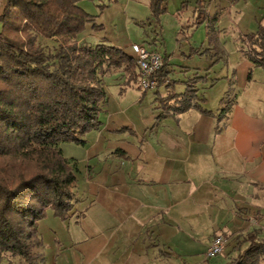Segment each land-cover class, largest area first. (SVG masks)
<instances>
[{"label": "trees", "instance_id": "1", "mask_svg": "<svg viewBox=\"0 0 264 264\" xmlns=\"http://www.w3.org/2000/svg\"><path fill=\"white\" fill-rule=\"evenodd\" d=\"M80 1L0 0V264L12 258L42 264L33 252L41 246L38 222L47 210L66 221L74 207L75 163L63 157L59 145H84L83 137L99 129L105 74L118 73L126 83L140 81L133 53L75 43L88 24L102 29ZM148 6L155 18L165 11L164 0H149ZM244 37L249 61L264 69V17L257 31ZM40 40L53 41V52ZM167 59L162 57V67L151 78L157 89L167 90L165 96L155 93L161 110L157 122L191 109L207 114L196 90L207 75L186 80L184 91L175 93ZM235 239L236 255L228 264H257L264 258L262 228Z\"/></svg>", "mask_w": 264, "mask_h": 264}, {"label": "rangeland", "instance_id": "2", "mask_svg": "<svg viewBox=\"0 0 264 264\" xmlns=\"http://www.w3.org/2000/svg\"><path fill=\"white\" fill-rule=\"evenodd\" d=\"M148 3L149 0H81L79 7L93 16L95 24L102 29H94L88 24L75 43L89 47L113 46L129 55H132V45H142L166 59L168 57L169 80L187 79L193 77V73L207 74V81L198 84V94L204 99L202 106L215 111L221 100L224 108L232 101V94L237 89L235 86L230 92V82L245 79L249 74L251 66L247 55L250 46L244 36L255 33L263 24L264 0H164L165 11L157 18L151 15ZM38 42L50 52L56 47L53 41ZM185 68H188L187 72H184ZM139 82L126 83V78L118 73L105 74L102 84L106 100L99 118L101 128L85 136L87 146L59 145L63 157L75 163L74 198H82L88 186V165L99 169L96 181L100 190L94 207L89 202L91 199H79L82 202L78 205L85 206V210L90 206L89 212L80 219L77 216L80 211L84 215V208L78 205L74 208L77 212L73 211L66 221L47 210L37 226L41 246L33 250L42 264H156L149 257L140 260L135 257L121 229L116 238L117 227L110 224L109 206L101 190L111 187L109 170L113 169L111 156L104 149L131 141L138 144L148 137L154 119L160 115L155 92L163 93L165 88L142 90L138 89ZM212 82L214 85L210 87ZM183 88L181 83H176V92ZM98 132L101 140L90 150L89 146L93 145L90 139L93 140V134ZM114 158L121 167L122 157ZM91 225L94 227H89ZM122 229L126 230L125 227ZM233 242L212 260L205 259L200 243L193 258L183 255L178 258L166 247L165 252L169 255L162 257L161 264H228L236 255L235 252L228 253ZM12 259L11 262L4 260L3 264H20L18 258ZM257 264H264V258L261 257Z\"/></svg>", "mask_w": 264, "mask_h": 264}, {"label": "crops", "instance_id": "3", "mask_svg": "<svg viewBox=\"0 0 264 264\" xmlns=\"http://www.w3.org/2000/svg\"><path fill=\"white\" fill-rule=\"evenodd\" d=\"M249 66L245 79L230 82V92L237 89L224 108L221 100L215 111L203 108L198 83L197 101L207 114L191 109L160 122L156 117L148 137L138 144L131 141L104 149L113 166L111 187L101 189L110 224L125 233L139 260L149 257L161 264L169 255L166 247L178 258H193L199 243L205 253L217 235L229 238V245L238 235L264 228V69L251 62ZM190 78L170 79L171 89L182 93L184 88L175 91L176 83L184 86ZM156 92L165 96L167 90ZM93 136L90 150L101 140L100 132ZM84 141L87 146L85 137ZM118 155L126 159L120 158L121 167L114 158ZM88 169V186L79 199H91L95 206L100 172L97 167ZM79 199L73 196L75 213ZM78 207L84 208V215L80 211L77 218L85 217L90 206ZM233 246L234 242L228 253Z\"/></svg>", "mask_w": 264, "mask_h": 264}, {"label": "built area", "instance_id": "4", "mask_svg": "<svg viewBox=\"0 0 264 264\" xmlns=\"http://www.w3.org/2000/svg\"><path fill=\"white\" fill-rule=\"evenodd\" d=\"M131 50L140 73V88L147 90L155 87L156 83L151 78L162 67V57L154 51L147 50L142 45H132ZM262 229L264 232V228ZM226 244L227 239L225 236H215L206 250L205 257L212 259L220 255Z\"/></svg>", "mask_w": 264, "mask_h": 264}]
</instances>
